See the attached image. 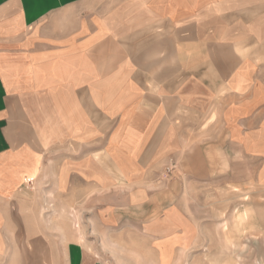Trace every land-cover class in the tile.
<instances>
[{
  "label": "crops",
  "instance_id": "obj_1",
  "mask_svg": "<svg viewBox=\"0 0 264 264\" xmlns=\"http://www.w3.org/2000/svg\"><path fill=\"white\" fill-rule=\"evenodd\" d=\"M65 158L106 227L163 226L207 180L264 190V0H0V264H130L44 217Z\"/></svg>",
  "mask_w": 264,
  "mask_h": 264
},
{
  "label": "rangeland",
  "instance_id": "obj_2",
  "mask_svg": "<svg viewBox=\"0 0 264 264\" xmlns=\"http://www.w3.org/2000/svg\"><path fill=\"white\" fill-rule=\"evenodd\" d=\"M67 160L55 170L49 167V177L46 173L42 184L33 181V185L44 189L40 195L44 217L64 226L70 222L97 251L119 262L127 256L130 264H162L160 251L172 254V264H264V190L254 181L239 185L237 177L236 184L225 178L194 184L178 202L179 209L164 216L168 219L163 226L106 227L98 210V186L92 184L91 193L85 195L87 182L79 176L71 179L80 169L69 173ZM52 188L57 194L48 193ZM57 202V209L51 207ZM111 215L109 211L107 219Z\"/></svg>",
  "mask_w": 264,
  "mask_h": 264
}]
</instances>
